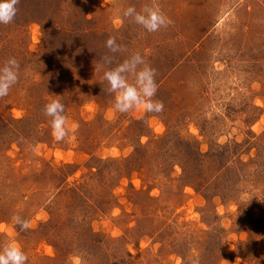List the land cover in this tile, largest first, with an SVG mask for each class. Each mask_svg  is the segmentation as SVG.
I'll use <instances>...</instances> for the list:
<instances>
[{
  "label": "rangeland",
  "instance_id": "1",
  "mask_svg": "<svg viewBox=\"0 0 264 264\" xmlns=\"http://www.w3.org/2000/svg\"><path fill=\"white\" fill-rule=\"evenodd\" d=\"M61 5L82 31L63 48L79 47V61L42 59L38 22L0 38V64L10 48L19 64L0 97V245L18 243L26 264H264V0ZM129 6L168 22L146 31L123 17ZM109 36L119 52L105 47ZM136 52L155 69L159 113L115 111L106 91L103 71ZM52 99L65 106L60 141L44 112ZM194 138L210 161L197 180L179 162L189 155L179 139ZM83 219L96 236L76 229Z\"/></svg>",
  "mask_w": 264,
  "mask_h": 264
},
{
  "label": "clouds",
  "instance_id": "2",
  "mask_svg": "<svg viewBox=\"0 0 264 264\" xmlns=\"http://www.w3.org/2000/svg\"><path fill=\"white\" fill-rule=\"evenodd\" d=\"M19 0H0V24H9L15 17ZM123 17H131L132 21L142 26L146 31L152 32L164 26L168 21L158 8L145 6L137 11L134 6L125 8ZM105 47L110 53H117L121 45L117 38L109 36L105 41ZM104 64L112 63V58L105 56ZM19 64L15 57H9L0 64V97L7 96L10 88L16 84L18 79ZM132 77L133 82H129ZM102 79L107 81L108 93L114 94L113 108L120 113L139 109L144 112L159 113L163 110V103L152 98L157 91L155 80V69L145 62L139 53L131 54L127 59L107 68L103 71ZM58 96V95H57ZM64 104L58 99H52L44 105L46 116L51 117L50 127L55 140L60 141L67 134L66 116L64 115ZM21 230L30 227L28 220L15 215L12 218ZM28 256L23 248L14 242L0 245V264H26Z\"/></svg>",
  "mask_w": 264,
  "mask_h": 264
},
{
  "label": "trees",
  "instance_id": "3",
  "mask_svg": "<svg viewBox=\"0 0 264 264\" xmlns=\"http://www.w3.org/2000/svg\"><path fill=\"white\" fill-rule=\"evenodd\" d=\"M63 1L64 0H19V3L16 5L17 11L12 22L9 24H0V38L2 37L3 40L8 38L10 36V33L14 31L16 27H23L30 22H38L41 24L44 33L43 49L40 54L42 59L52 60V58H55L54 61L58 64H61L60 60H65L64 63L66 64L67 62H69L67 60L69 55V57L74 58L72 60L73 62L79 61L74 55L75 51L76 53L79 52L78 46H76L78 48H74L75 51L73 53L71 52V54H67L69 52L68 49L65 51L63 49L66 46V42L71 38H75L80 43H82L81 36H83L81 35L82 31L76 29L74 30L73 28L67 27L68 24L73 25L72 23L73 21L72 22L71 20L66 21L65 15L63 13L64 8L61 5ZM12 49L13 48H10V50H8L7 53L4 54V56H11V57L15 56L16 58V52L15 54L14 52H10ZM69 64H71V62ZM0 121L2 125L1 118ZM20 121L23 120L13 118L10 120V124H12V122H20ZM3 127L6 128L7 130L9 129L6 122L4 125H2V128ZM179 143H181L180 145H182L181 150H184L185 152L189 153L187 157H183V161H179L181 163V167L183 168L184 177L186 179L188 178L196 179L197 168L203 169L207 164H209L210 161L206 159L207 155L205 153H202L198 150L196 146L197 140L195 138L184 139V140L179 139ZM183 143L185 145H183ZM222 153L225 155V150H223ZM115 161H118V159H115ZM56 178H58L61 181H65L64 180L65 177L62 175L57 176ZM198 182H203V181H198ZM74 189L76 190V194H79V197L83 198L81 199V201H83L86 204V202L89 199H87L88 198L87 195L83 193L82 188L75 186ZM87 212H88L87 209L85 211L83 210L81 213H79V216L81 214L85 215ZM82 215L80 217H82ZM74 225L78 230L85 229L83 233L89 235L92 234V236L97 235L95 231L90 229L87 219H83L82 221H77L75 222ZM98 242L99 241H96L95 243Z\"/></svg>",
  "mask_w": 264,
  "mask_h": 264
}]
</instances>
